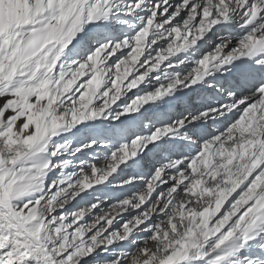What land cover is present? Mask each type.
Masks as SVG:
<instances>
[{
  "label": "snow or ice",
  "instance_id": "1",
  "mask_svg": "<svg viewBox=\"0 0 264 264\" xmlns=\"http://www.w3.org/2000/svg\"><path fill=\"white\" fill-rule=\"evenodd\" d=\"M0 264H264V0H0Z\"/></svg>",
  "mask_w": 264,
  "mask_h": 264
}]
</instances>
